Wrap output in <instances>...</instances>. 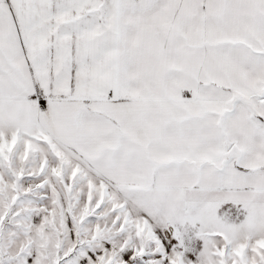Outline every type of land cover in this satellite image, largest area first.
Returning <instances> with one entry per match:
<instances>
[{
  "label": "snow or ice",
  "instance_id": "6c2138e0",
  "mask_svg": "<svg viewBox=\"0 0 264 264\" xmlns=\"http://www.w3.org/2000/svg\"><path fill=\"white\" fill-rule=\"evenodd\" d=\"M0 264H264V0H0Z\"/></svg>",
  "mask_w": 264,
  "mask_h": 264
}]
</instances>
